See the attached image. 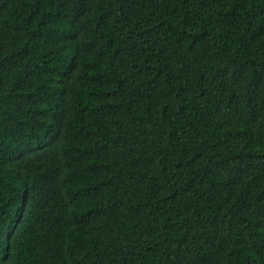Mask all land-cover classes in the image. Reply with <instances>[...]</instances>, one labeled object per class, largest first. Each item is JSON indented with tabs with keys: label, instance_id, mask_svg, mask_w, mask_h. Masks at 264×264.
Instances as JSON below:
<instances>
[{
	"label": "trees",
	"instance_id": "obj_1",
	"mask_svg": "<svg viewBox=\"0 0 264 264\" xmlns=\"http://www.w3.org/2000/svg\"><path fill=\"white\" fill-rule=\"evenodd\" d=\"M0 264H264V0H0Z\"/></svg>",
	"mask_w": 264,
	"mask_h": 264
}]
</instances>
